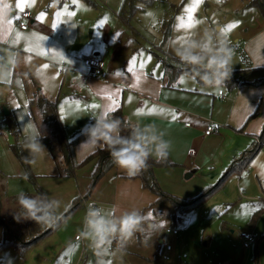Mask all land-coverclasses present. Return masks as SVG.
Segmentation results:
<instances>
[{"label": "crops", "instance_id": "1", "mask_svg": "<svg viewBox=\"0 0 264 264\" xmlns=\"http://www.w3.org/2000/svg\"><path fill=\"white\" fill-rule=\"evenodd\" d=\"M85 1L88 4H94L91 0ZM100 1L104 6H113V8L110 7L118 16L123 0ZM47 2L48 0H40L43 6ZM62 6L63 4L59 7ZM32 10L29 3L18 7L13 0H0V84H6L16 75V62L20 57L21 64L26 67L25 75L33 77L38 89L45 97L57 101L66 134L78 138L75 146V157L78 163L101 148L99 144L80 148V145L88 139V129L85 125H93L99 118L110 120L113 112L122 109L125 117L137 125L138 132L144 135L146 147L152 159L157 160L156 146L166 142L168 158L176 166L184 167V172L188 174L194 166L211 165L214 161V152L219 153V148L226 138H229L231 141L228 144V151L223 155L222 160L225 165L221 168L223 174L221 180L225 178L235 162H239V170L228 175L224 182L234 174L240 176L251 164L254 171L263 176V171H256L255 162L259 157L264 156V139H261L264 127V84L255 85L251 82L264 78L262 71L264 31L260 34L253 33L244 42L245 54L251 63L249 67L237 61L236 56L233 58V65H230L231 71L239 72L237 77L241 80L234 90H229L222 83L201 85L188 74H182L179 77L175 84L176 88L168 89L164 87L163 76L156 71H149L150 66L138 65V62H135L136 58H127L128 48L122 52L115 48V31L108 29L107 25L100 24L95 28L94 23H88L87 27L92 29V35L88 41L82 38L81 26H77L72 31L64 19L47 24L45 19L34 16ZM26 12L31 14L30 26L27 23V30H21L16 20ZM136 16L135 13L129 23L125 24H131ZM70 21L74 25L77 23V20L73 18H70ZM53 25L56 27L53 28ZM162 31L163 41L166 42L164 29ZM236 48L238 49V45ZM158 50L159 54L163 50L180 59L177 53L187 49L170 45L168 50L162 48ZM190 52L196 54L193 51ZM156 55L155 61L160 65ZM199 55L203 57V60L198 63V66L212 71L210 67L204 66L208 63L205 56ZM92 56L104 63L102 75H95L85 67V59ZM127 60L131 62H126ZM257 64L260 66L255 67ZM160 70L162 73L161 65ZM217 85L222 89H218ZM27 94L29 99L30 94L28 92ZM211 125L216 131L207 136L206 129ZM26 145L24 149L31 169L38 176V184L52 202L58 216L60 213L54 198L64 195L67 196V204H72L77 197L81 198V206L77 207L73 213L81 209L87 211L89 208L98 207L101 214L108 218L119 216L125 210L136 209L140 212L158 199L144 189L141 180L135 177L138 173L128 176L117 166L99 180L90 196L84 198L91 187L96 162L89 163L78 170L75 178H59L56 177L57 169L47 148L42 144L43 150L33 156ZM255 148H258L257 151L249 157L247 163H241L242 158ZM191 150L195 151V155H190ZM222 161L216 162L220 164ZM158 171L160 170L155 169V173ZM51 181L56 186L49 184ZM2 189L4 188L0 185V190ZM31 194L33 192L28 193V195ZM261 204L258 209L264 208V195ZM256 211L252 215L251 226L254 227L263 217V233L262 236H258L253 230L248 231L255 235L257 242L250 248H244L242 264H260L261 251L258 239L263 241L264 257V213L256 217ZM85 226L88 232L89 228ZM57 228L51 235L32 246L24 256L14 250L22 257L25 264H50L55 258L67 252L68 246L73 244V241L66 242L60 239L61 237L58 238L59 236L54 237ZM2 238L3 229L0 227V242ZM85 239L89 240V238ZM82 240L81 237L76 242ZM118 252H113L115 257L118 256ZM76 256L77 260L78 257L80 258L78 260L80 263L84 260V264H87L89 259L87 254L85 255V250L80 256L77 252ZM100 256L107 257V253ZM65 261L66 264H72L70 258H66Z\"/></svg>", "mask_w": 264, "mask_h": 264}, {"label": "rangeland", "instance_id": "2", "mask_svg": "<svg viewBox=\"0 0 264 264\" xmlns=\"http://www.w3.org/2000/svg\"><path fill=\"white\" fill-rule=\"evenodd\" d=\"M13 1L15 6L20 3L23 6L25 3L31 4L34 16L45 19L47 24L64 19L72 31L81 26L82 38L88 41L92 35V29L87 27L88 23H94L95 28L100 24L107 25L108 29L115 31V48L121 52L128 48L127 58H136L138 65H148L149 71H156L160 76L162 73L155 55L159 54V48L168 50L170 45L193 51L197 55L203 54L205 60L213 54L225 56L230 65H233V58L236 56L237 61L249 67L251 63L245 54L244 42L253 33L260 34L264 31L263 10L249 7L241 0L138 1L137 5L141 9L129 25L121 22L117 14H114L113 6H104L100 0H91L95 5L88 4L85 0H48L45 6L41 5L40 0ZM262 3L264 7V0ZM70 18L77 20V23L71 24ZM27 23L30 26L29 20ZM171 24V37L164 42L162 30ZM21 61L19 57L16 75L6 84H0V185L4 188L0 190V202L3 215L7 216H11L12 203L9 199L34 192L32 185L23 177V168L11 151V145L16 142V131L28 139L33 130L39 133L38 137L45 134L38 111L33 109L30 113L32 117L29 115L26 67ZM216 87L222 89L218 85ZM30 89L29 87V91ZM223 91L225 92L224 89ZM6 111L11 112V116H5ZM230 141L226 138L219 153L214 152L211 165L194 166L188 174L181 166L159 169L156 173L154 170L159 188L171 197L159 196L155 202L148 204L139 212L142 220L134 235L130 239H113L105 252L96 250L90 229L86 232L84 209L62 220L54 237L59 236L66 242L73 241V244L50 264H66V258H70L72 264H84V260L80 263V258L77 260L76 256L77 252L80 256L84 250L89 259L87 264H242L245 249L239 234L251 230L258 236L263 233V217L254 227L251 226V219L254 211L262 205L264 156L255 162L256 171H263V176L255 172L251 164L240 176L234 174L221 182V168L225 165L223 155L227 153ZM215 160L222 162L219 164ZM52 182L49 184L56 186ZM217 184L220 186L198 205L184 208L179 203L181 201L174 200V197L185 200L200 195ZM66 198L65 195L54 198L59 218L71 206L67 204ZM149 212L152 213L151 218L147 216ZM160 221H163V227H159ZM168 230H177L178 234L173 235ZM76 236L83 240L76 242ZM258 242L260 264H264L263 241L258 239ZM114 251H119L117 257L114 256ZM104 253H107V257L100 256ZM35 258L38 259L36 256ZM0 264L25 263L14 249L6 248L0 251Z\"/></svg>", "mask_w": 264, "mask_h": 264}, {"label": "trees", "instance_id": "3", "mask_svg": "<svg viewBox=\"0 0 264 264\" xmlns=\"http://www.w3.org/2000/svg\"><path fill=\"white\" fill-rule=\"evenodd\" d=\"M138 1H146L150 3V0H123L122 7L118 12V18L121 22L129 23L132 15L141 9L138 5ZM244 4L251 7H259L263 10L264 7L262 0H241ZM164 29V40H168L171 37L172 24L168 28ZM163 51V50H162ZM156 55L157 61L162 66V80L165 83L164 87L168 89H174L175 84L182 74L191 75L199 84L207 85L216 83V78L213 76L212 71L205 70L198 66V63H188L182 61L167 52H162ZM264 69V68H263ZM239 72L231 71V74L227 78H222L219 83H222L229 90H234L240 83V79L237 77ZM207 75L211 83L205 82L202 77ZM25 83L31 88L26 86L27 92L30 94L28 99L27 108L29 109V114L32 113L33 109L38 111L41 125L45 128V134L39 136V141L47 148L49 151L54 164L57 169L56 177L59 178H75L76 173L81 168L85 167L89 163L96 162V169L92 174V184L84 196L87 198L92 193L96 184L101 180L109 171L114 169L116 165L110 158L109 151L107 147H101L96 151L92 152L87 156L82 162L78 163L75 157V146L78 143L77 137H70L66 134L64 124L62 122L61 116L58 110V103L56 100H50L44 96V94L38 89L32 76L25 75ZM31 83V86L29 85ZM251 84H264V78L259 79ZM11 116V112L8 117ZM7 118V117H6ZM119 119L120 121V135L128 137L134 131L138 132L137 125L131 123L124 115L122 109H118L110 115V120ZM10 121V120H9ZM16 142L11 145V151L23 168V177L32 185L34 192L31 195H24L27 197H35L42 204L47 205L44 209V213H38V215H44L45 218L41 221H36L27 215V210L22 207L18 199L13 197L9 201L12 203L11 206V216L3 215L2 205L0 202V227L3 229V238L0 242V250L5 248L15 249L21 256L34 246L37 242L44 239L45 237L51 235L53 231L60 225V222L66 217L71 215L73 211L80 207L82 204L81 198L77 197L73 200L69 210L59 218L55 208L50 201V199L44 194L38 184V176L35 175L31 169L29 161L25 153V145L29 142L28 137L21 136L20 132L16 131ZM261 139H264V127L261 135ZM258 148H255L249 152L247 156H244L241 163H247L249 157H251ZM245 159V160H244ZM176 166L167 156L164 160H155L150 156L148 157L146 166L138 172L135 177H138L144 189L148 190L155 196L159 197H171L166 193L162 192L159 185L154 177L155 169L172 168ZM239 168V162H235L230 168L228 175L234 173ZM239 170V169H238ZM224 179L221 182H224ZM220 184L215 185L213 188L210 187L205 193L198 195L197 197L189 200H180L174 197L175 201H181L182 207L198 205L204 201L211 192L218 188ZM173 198V197H172ZM11 205V204H10ZM264 208L258 209L256 211V217L263 215ZM256 240L255 243L256 244ZM255 261V258H254Z\"/></svg>", "mask_w": 264, "mask_h": 264}, {"label": "clouds", "instance_id": "4", "mask_svg": "<svg viewBox=\"0 0 264 264\" xmlns=\"http://www.w3.org/2000/svg\"><path fill=\"white\" fill-rule=\"evenodd\" d=\"M55 27L56 25H53V28ZM43 39H47V37H43ZM177 54L182 61L188 63H200L203 60L202 56L187 50ZM204 66L212 69L216 83H219L222 78H227L232 70L228 57L215 54L208 57V63ZM258 66L260 64L255 67ZM202 79L207 83L212 82L207 75L202 77ZM85 127L88 129V139L80 145V148H89L97 144L100 147H107L113 163L124 170L128 176L136 175L146 166L150 152L146 147L145 137L142 133L134 131L128 137L121 136L119 134V119L106 120L99 118L95 124L85 125ZM38 135L39 133L33 130L30 135L31 142L26 145L33 156L43 150V146L37 138ZM152 139H155V137H152ZM166 148V142H161L156 146L155 158L158 161L167 158L168 152ZM17 199L19 204L27 210V215L30 218L36 221H41L45 218L44 215H38V213H44L47 205L42 204L35 197H27L23 194L18 196ZM147 216L151 218L152 213H147ZM141 220L142 216L136 209L125 210L119 216H113L112 218L102 215L98 207H92L85 213V223L90 229L92 242L98 252H105L113 239H130L137 231ZM159 227H163V221H160Z\"/></svg>", "mask_w": 264, "mask_h": 264}, {"label": "built area", "instance_id": "5", "mask_svg": "<svg viewBox=\"0 0 264 264\" xmlns=\"http://www.w3.org/2000/svg\"><path fill=\"white\" fill-rule=\"evenodd\" d=\"M31 17V14L29 12L23 13L17 20H16V24L17 26L21 29V30H27L28 28V24H27V20H29ZM84 65L85 67L89 70V72L95 74V75H102V71H103V67H104V63L97 57H90L85 59L84 61ZM220 95H222V92H220ZM30 117H32L31 114H29ZM189 126V124H188ZM216 129L213 125L208 126V128L206 129L205 134L207 136L215 133ZM190 155L193 156L195 155V151L191 150L190 151ZM167 232L172 233L173 235H177L178 231L177 230H173L170 231L168 230ZM240 238L243 240V246L244 248H250L256 240V237L253 233L251 232H241L239 234ZM80 238L77 236L76 240H79Z\"/></svg>", "mask_w": 264, "mask_h": 264}, {"label": "snow or ice", "instance_id": "6", "mask_svg": "<svg viewBox=\"0 0 264 264\" xmlns=\"http://www.w3.org/2000/svg\"><path fill=\"white\" fill-rule=\"evenodd\" d=\"M17 6H18V7H23V4L20 3V4H18ZM118 75H119V73H118Z\"/></svg>", "mask_w": 264, "mask_h": 264}, {"label": "water", "instance_id": "7", "mask_svg": "<svg viewBox=\"0 0 264 264\" xmlns=\"http://www.w3.org/2000/svg\"><path fill=\"white\" fill-rule=\"evenodd\" d=\"M9 115V112L8 111H6V113H5V116H8Z\"/></svg>", "mask_w": 264, "mask_h": 264}]
</instances>
